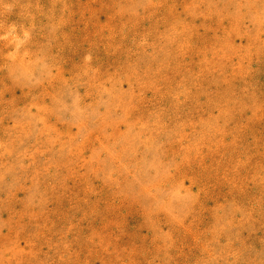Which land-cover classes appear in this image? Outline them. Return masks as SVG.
<instances>
[{
  "label": "rangeland",
  "instance_id": "rangeland-1",
  "mask_svg": "<svg viewBox=\"0 0 264 264\" xmlns=\"http://www.w3.org/2000/svg\"><path fill=\"white\" fill-rule=\"evenodd\" d=\"M0 264H264V0H0Z\"/></svg>",
  "mask_w": 264,
  "mask_h": 264
}]
</instances>
